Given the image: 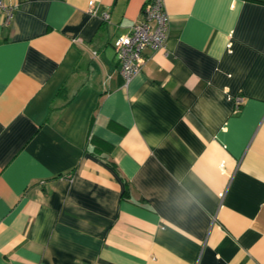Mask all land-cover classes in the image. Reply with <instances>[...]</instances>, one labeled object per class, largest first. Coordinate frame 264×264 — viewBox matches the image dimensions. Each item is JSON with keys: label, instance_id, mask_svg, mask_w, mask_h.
I'll return each instance as SVG.
<instances>
[{"label": "crops", "instance_id": "crops-1", "mask_svg": "<svg viewBox=\"0 0 264 264\" xmlns=\"http://www.w3.org/2000/svg\"><path fill=\"white\" fill-rule=\"evenodd\" d=\"M6 1L0 264H264V0H163L126 85L146 0Z\"/></svg>", "mask_w": 264, "mask_h": 264}, {"label": "built area", "instance_id": "built-area-1", "mask_svg": "<svg viewBox=\"0 0 264 264\" xmlns=\"http://www.w3.org/2000/svg\"><path fill=\"white\" fill-rule=\"evenodd\" d=\"M14 7L15 5L6 0H0V14L6 24L13 19ZM87 9L92 14L97 12L94 0L88 1ZM101 16L104 20L109 17L107 13ZM142 16L141 20L134 22L125 34L113 42L115 60L125 85L142 70L146 60L143 50L162 49L167 39L169 19L163 0H146L142 7ZM241 103L242 97L237 96L236 107L239 108Z\"/></svg>", "mask_w": 264, "mask_h": 264}]
</instances>
